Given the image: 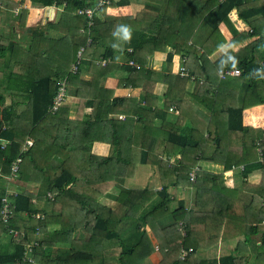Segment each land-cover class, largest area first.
<instances>
[{
    "label": "trees",
    "instance_id": "1",
    "mask_svg": "<svg viewBox=\"0 0 264 264\" xmlns=\"http://www.w3.org/2000/svg\"><path fill=\"white\" fill-rule=\"evenodd\" d=\"M31 1L42 6L65 4L63 15H68L69 21H47L45 30L63 34L67 42L62 47L67 61L63 64L69 67V61H75L78 71L69 73L62 84L63 76L58 71L42 72L39 67L41 74L38 70L39 75H34L36 67L31 68L24 100L13 102L16 107L0 110V140L6 142L4 146L0 142V173L12 183L14 176L17 184L16 190L8 188L5 192L13 194L12 217L7 223L0 221V238L9 235L13 250L0 254V264H264V130L258 129L251 138L258 156L247 163L241 152L218 149L213 137L192 127L203 108L211 111L205 115L207 122L223 109L230 131L247 134L254 130L243 126L241 118L247 106L264 103V71L255 72L264 70V3L177 0L182 2L181 8L162 12L156 28H130L135 40L123 41L119 47L113 42L120 36L114 35L117 25H113L112 16L101 19L102 14L95 12L90 19L79 13L99 0ZM124 2L116 0L112 5ZM232 8L243 20L254 19V24L252 32H240L226 40L218 28ZM72 16L78 22L72 23ZM163 25H171L170 29L178 32L174 41L160 49L146 45L149 37L160 40L164 36ZM45 30L35 33L36 39L42 38L40 54L49 40ZM208 30L219 37L210 45L201 42ZM255 35L258 37L237 51L228 48L217 59L209 58L226 43L232 47ZM138 40L140 44H134ZM69 44L77 49L66 53ZM165 45H172L166 50L168 66L150 68L148 57ZM44 52V56L49 53L46 49ZM118 54L132 58L139 67L128 61L121 66L109 62L98 69L90 61L100 55L114 59ZM175 55L183 56L184 70L179 69L177 74L171 71ZM117 67L126 69L127 76L116 86L141 88L140 100L98 86L101 77ZM234 68L239 75L228 74ZM85 72L98 76L89 82L83 77ZM212 76H217L220 84L231 81L243 86L228 107L217 109L214 102L218 97L209 90L200 92L201 97L189 94L188 85L205 88L202 84ZM15 79V83L0 82L19 87L20 77ZM163 81L166 92L155 94V85ZM4 100L0 93V105ZM187 105L196 113L190 116V122ZM118 114L123 118L118 119ZM96 142L106 143L104 155L92 150ZM27 158L32 159L26 162ZM198 163L201 168L191 181L189 173ZM204 164L238 171L239 182L229 188L223 173L204 168ZM13 166H18L15 172ZM254 170L263 173L260 183L251 190L243 179ZM142 177L144 184L135 183ZM184 190H188L189 202L178 196ZM188 214L190 222L183 237L178 227ZM151 235L159 246L154 245ZM34 242V262L22 261L25 247ZM181 245L192 248L184 259H180ZM219 248V253L213 252ZM196 251L203 252L201 258L194 257Z\"/></svg>",
    "mask_w": 264,
    "mask_h": 264
},
{
    "label": "crops",
    "instance_id": "2",
    "mask_svg": "<svg viewBox=\"0 0 264 264\" xmlns=\"http://www.w3.org/2000/svg\"><path fill=\"white\" fill-rule=\"evenodd\" d=\"M7 1V0H5ZM14 2H16L15 6H8V2H6L5 5L0 4V38L3 37V35L5 34V29L9 26V25H16L18 27H20L21 29H18L17 27H13L14 31L17 33V37L20 40L18 41H14L15 45H12V42H9L8 45L1 43L0 42V47L1 52H3L2 54H0V56L3 57L4 59V65H3V73L0 75V79L5 80L6 82H16L17 79L15 78H19L20 77V83L17 82L19 84V87H12L10 85H7L6 83H2L0 82V93H3V96L5 97V101L8 102L10 105H12L13 107L18 106L17 104L14 105V103L16 102H20L22 100H24V94L25 90L27 88V82H28V68L26 70H18L14 69V57H17L18 55H20V66L22 65H26V64H30L32 66V68L36 67V73L34 75H39L38 73V68L41 67L40 65H38V61L41 60L44 57V49H46L47 51L49 50H53L55 52V55H59L60 54V49H62L63 46L67 45V42H57L56 43V39H59V37L62 39L63 38V34L61 32L58 31H54V30H45L46 26V22L47 21H51L53 22V24H56L55 18L60 15V12L64 11V5L65 4H61L60 6H42L41 4L38 3H32L31 0H27L30 3V6H24V2L23 0H13ZM108 1V2H107ZM116 0H106V7L104 10H101L103 7V5L101 6H96V2L94 5H90L87 7H84L82 9H94L95 8V12L96 14L100 13L101 15V19L106 18V20L111 19L112 16V20H113V25L114 26H119V25H127L130 28H136V27H144V28H156L157 24H159V16L160 14L163 13H169L171 10H173L174 8H176L178 10V8L180 7L179 4H182L181 1H177V0H167V2H164L165 0H155V2H153L152 0H146L147 3H145V1H140V0H125V2L123 3V5H112V2H114ZM200 1H204V0H200ZM4 3V2H3ZM164 3V4H163ZM167 5H166V4ZM254 5H260L262 3H264V0H253L252 2ZM183 7V6H182ZM181 8V7H180ZM41 9H48L52 11V16L51 19L52 20H46V21H41V16L39 15V13H42ZM23 10H27V14H26V23L24 26H20L18 23V18L19 15L21 13V11ZM31 12H36L38 17L40 16V18L32 19L30 17ZM58 12V13H57ZM57 13V14H55ZM15 16L17 19L16 20H11V17ZM61 16V15H60ZM130 18L132 20H130ZM8 20H11V22H6ZM226 21H229L227 23H223V21L219 24V31L220 33L224 36V38H226V40H229L231 37H234L238 32H242L245 30H248L249 32H252V26L254 24L253 20L251 19L250 22L243 20L242 18L239 17L238 15V11L236 8H232L228 15L227 18L225 19ZM163 29V34L164 36L159 40H154L149 37V41L147 40L146 45H151L153 47H155V45H157L159 47V49L161 48V46L165 43H172L177 35V31H173L171 30V25L167 26H161ZM32 28V30H31ZM132 28V29H133ZM43 29L45 30V32L47 33L49 40L46 43V48H43V53L40 54L39 53V46H41V42H42V38H35V33H39L42 32ZM34 32V33H31ZM132 38L131 40H135V34H134V30L132 31ZM213 32L211 31H206L205 35L207 34H212ZM51 34V36H50ZM67 34V33H66ZM215 33H213V36L211 38H206L205 35L202 36L201 42L203 44H207L210 45V43L212 42H217L219 40V37L215 35ZM68 36V35H67ZM141 37H145L146 36H142ZM258 35H255L254 38H247L244 39L242 41H240L241 43H239L238 45L235 46H230L228 43H226L225 45H223L222 47H220L219 49H217L216 51H214L211 55H210V59L211 60H215L218 58V56L220 54H222L225 50H227L228 48H231V50L233 51H237L238 49H240L241 47L245 46L248 42V39H255L257 38ZM121 38V37H119ZM116 39L113 42H115L116 44H118V46L120 47L124 45V42L122 39ZM66 40V39H65ZM190 43V42H188ZM134 44L139 45L140 41L138 40L137 42H135ZM180 44V39L178 41V44ZM70 45V44H69ZM166 49H162V50H154V55L148 57V66L152 69H162L164 67V64H166L168 66L167 63V52L166 50L170 49V46L172 45H165ZM5 47V48H3ZM35 48V49H32ZM32 51H30V50ZM6 50V51H5ZM63 50V49H62ZM131 49L128 48L127 52H131ZM66 53H68V50H64ZM118 51H120V49H118ZM122 51V50H121ZM123 52V51H122ZM36 59H35V57ZM77 56V55H76ZM140 58H142L141 55H138ZM183 57V56H182ZM182 57L180 59V57H175L172 58V60H174V67L176 66L177 63L182 62ZM45 59V57H44ZM129 58H126L120 54L117 55V57H115L114 59L110 58V57H106L104 55H100L97 58L96 57H91L90 61L96 65V67L98 69H102L103 67L106 66V64L108 65L109 62H120V66L122 63H124L126 60H128ZM132 60V58H130ZM69 60V59H68ZM35 61H37V65H35ZM104 61V62H103ZM69 73H76L78 71V67H77V62H73V61H69ZM26 63V64H24ZM65 64H67V61H64ZM114 63V64H117ZM73 64V65H72ZM138 64V63H137ZM118 69L115 68L113 71L109 72V73H105V75H103L100 79V81H98V86L99 87H108L109 90H112L115 92V94L117 95H124L127 94L128 96L131 97H136L137 99L140 100V96H141V88H133V86H131L132 84H128V86L125 87H118L117 82L120 79H123L127 76V73L125 72L126 69ZM94 70V68H93ZM97 71V70H96ZM41 74V73H40ZM98 74H94L91 75V73H84L83 77L85 79H90L89 82L92 81V79H94L95 77H97ZM112 78L116 81V85L113 87H110V85H107V80L105 82L106 78ZM105 78V79H104ZM37 79H39V77L37 76ZM60 82L62 84H64V82H66V78H61ZM205 88L202 87H197V86H192V85H188V92L189 94H193V96H200L199 93L200 92H205L207 90L211 91V94L213 95H217L218 97V102H214L215 107L218 109L220 107H228L231 102L235 99L236 95L238 92H242L243 91V86L237 85L236 83H232L231 81H226V82H222L220 84V81L218 79L217 76H212L211 80H207L206 83L202 84ZM166 88H167V84L163 81L162 83H157L153 89V92L155 94L158 95H163L166 92ZM70 89H76L75 87H70ZM61 92H63L64 88L61 87ZM121 92H120V91ZM192 97V96H191ZM201 97V96H200ZM189 99V98H188ZM193 100V98H192ZM4 102L3 105H0V110L3 108H7L6 103ZM190 101V100H189ZM14 102V103H13ZM75 102V101H74ZM21 103V102H20ZM192 102H190L191 104ZM205 108H207V106L204 105ZM245 109V108H244ZM243 109V110H244ZM186 114L188 116L187 121L190 122V116H194L196 113L193 112L191 109H189V105H187L186 107ZM200 110L203 113L198 114V116L196 117L197 120L193 121L192 123V127L197 129L199 133H204V135L209 136V137H213V140L215 142V146L218 145V149H221L225 152H228L227 150L232 149L235 152H237V154H239L240 152L244 155L243 157L248 160L247 163L251 162L253 160V158H255L256 156H258V152L256 153L254 151V144L252 143V137L253 135H255L257 133L258 129H263L264 130V105L263 106H257L254 107L253 109H247L244 111V113L242 112V125L246 126V127H252L254 128V130H252L250 133L247 132V134H245L242 131H230L229 130V126H227V117L225 115V113L223 112V109H219L214 116L212 118L211 122H207L205 115H209L211 114L208 109L205 110L203 108H200ZM1 112L0 111V116H1ZM122 114V112L120 113ZM120 114L117 115L118 119H122V117L120 118ZM244 114V116H243ZM123 116V115H122ZM25 119L27 117H24ZM244 118V120H243ZM202 128V129H201ZM252 134V136H250ZM248 138V140H245V138ZM1 142V146H4L6 144L5 140H0ZM240 148L242 150H240ZM92 150L96 153L100 152L101 154L98 155H104L107 151V145L106 143H102V142H96L93 144V148ZM241 154V155H242ZM240 155V154H239ZM240 158V156H238ZM178 158V156H177ZM173 160V158L171 159ZM198 168H201V163H198ZM208 167V169L217 172V173H223L224 176V183L226 186H228L229 188L233 187L235 185L236 182H239L237 179L238 176V171H235L233 169L230 170H222L223 166L222 165H208L204 164V168ZM242 169V168H241ZM240 170V168L238 169ZM235 171V173H234ZM262 171L261 170H254L252 171L247 178L243 179V181H246L249 185H251L252 187L250 188L251 190H253V188H255V185H258L262 179ZM7 177V176H6ZM6 177H4L1 173H0V203H1V198L4 196L6 189L8 188H13V183L12 181L9 182ZM17 184L15 183V186L13 189L16 190ZM158 188V187H157ZM4 192V193H3ZM249 194V193H248ZM2 195V196H1ZM264 198V197H262ZM193 203H191L190 205H192ZM264 210V209H263ZM261 213L264 214L263 211H261ZM25 214V213H23ZM190 214L187 215V217H185L184 219V226L189 222H190ZM183 223V221H182ZM17 232H13V234L16 235ZM152 236V235H151ZM256 239H258V235L255 236ZM152 241L154 243L155 246L158 245V242L156 241V239L152 236ZM159 246V245H158ZM226 248H224L223 251H225ZM13 248H12V241H11V237L9 235L3 236L0 238V254L3 253H10L12 252ZM221 250V248L217 249L216 251H213L215 253H219V251ZM201 254H203V252H200ZM26 256V252L25 255H23V257ZM22 257V261L24 262H28V263H32L34 262V257H33V261L30 262L28 260H24ZM152 259H156V255L153 254ZM256 264H263V262L258 261L256 262Z\"/></svg>",
    "mask_w": 264,
    "mask_h": 264
},
{
    "label": "rangeland",
    "instance_id": "3",
    "mask_svg": "<svg viewBox=\"0 0 264 264\" xmlns=\"http://www.w3.org/2000/svg\"><path fill=\"white\" fill-rule=\"evenodd\" d=\"M23 1H26V2H24V6L26 5V6H30V3L27 1V0H23ZM3 2H8V6L9 7H11V6H15L16 5V3L13 1V0H7V1H5V0H0V4H3ZM42 10V13H39V15L41 16V21H46V20H52L51 19V16H52V11L51 10H48V9H41ZM23 13V11H21V13H20V15H19V18L17 19L15 16H12L11 17V20H18V23H19V25L20 26H24L25 25V23H26V19H27V17H26V15L24 16V13ZM58 13V12H57ZM57 13H55V14H57ZM71 13H72V11H71ZM26 14H27V11H26ZM68 14H70V13H68ZM60 15H63V12H60ZM60 15H58L56 18H55V21H58V22H60V23H66L67 21H69V16L68 15H63V16H60ZM40 16L38 17V15H37V13L36 12H31V14H30V17L32 18V19H37V18H40ZM71 19L72 20H70L72 23H76V22H78V19H77V17H74V16H72L71 17ZM11 20H8L7 19V21L6 22H11ZM252 20H254V19H252ZM227 22H229V21H226V20H224L223 21V23H227ZM12 26H14V27H17L18 29H21L20 27H18V26H16V25H9L6 29H5V34L3 35V37L2 38H0V42L1 43H4V44H6V45H8V43L9 42H13V41H20L19 39H18V37H17V33L14 31V29H13V27ZM83 29H81L80 28V31H82ZM245 31H248V30H245ZM242 32H244V31H242ZM263 32V31H262ZM47 33H48V31H47ZM238 33H240V32H238ZM264 33V32H263ZM50 36H51V34H50ZM251 38H254V36H251ZM57 41L56 42H65L66 40L65 39H61L60 37H59V39H56ZM253 39H248L247 40V42L249 43L250 41H252ZM87 41H88V43L91 41V38L89 39H87ZM86 41V42H87ZM247 43V44H248ZM85 44H87V43H85ZM81 47H83V45L82 46H80V48ZM68 48H69V50H70V52H73V51H75L77 48L74 46V47H72V45H68ZM30 50V49H29ZM79 50L80 49H78L77 50V52H76V55H77V53L79 52ZM30 51H32V50H30ZM180 57L179 55H175L174 56V59H175V57ZM35 57V56H34ZM44 57H45V59H44ZM41 60H39L38 61V65H40L41 66V69H42V72L44 71V72H47V73H51V71H58L59 72V74L61 75V76H63L62 78L64 79V78H66L67 76H68V74H69V67H67L66 65H64L63 63H64V59H65V53L63 52V50H62V52L59 54V55H55V52L53 51V50H49V53L47 54V56H44ZM35 59H36V57H35ZM180 59H181V57H180ZM15 61V62H14ZM13 62H14V65H16V67H18V69H20L21 71L23 70H26L27 68H28V76H30V74H29V70H32L31 68V65L29 64H26V63H24V64H26V65H22V66H20V55H18L17 57H14V60H13ZM19 62V63H18ZM35 63V65H37V61H35L34 62ZM125 63H127V61H125ZM131 63V62H130ZM3 65H4V59H3V57H0V75L3 73ZM37 65V66H38ZM73 65V64H72ZM118 66H120V62L117 64ZM136 66H139L138 64H136ZM181 66H183V64H182V62H180V63H177L176 64V66L174 67V60H173V63H172V69H171V71H172V73H174V74H177L178 72H180L179 71V69H180V67ZM33 72V71H32ZM39 73H41V70H39ZM105 79V78H104ZM106 80H107V82H106ZM105 82L107 83V85H110V87H113V86H115L116 85V81L114 80V79H112V78H106L105 79ZM120 82V80L118 81V83ZM118 85V84H117ZM120 91V90H119ZM121 92V91H120ZM5 101V100H4ZM5 103H6V105H10L8 102H6L5 101ZM264 105V103H261V102H258V103H256V104H254V105H250V106H247L244 110H242V112L244 113V111L245 110H247V109H253L254 107H257V106H263ZM243 116H244V114H243ZM122 116H120V118H121ZM123 118V117H122ZM243 120H244V118H243ZM111 126V125H110ZM119 131L118 130H116V133H118ZM96 153H98V154H101L100 152H97L96 151ZM31 159L32 158H27L26 159V162H27V160H30L31 161ZM144 182H145V177H142L141 178V180H137L136 179V181H135V183H141V184H144ZM14 186H15V182H14V176H13V188H14ZM12 188V189H13ZM11 189V188H10ZM178 196L180 197V196H182V197H180V198H183L186 202H189V196H188V190H184V191H179L178 192ZM111 204H113L112 202H110ZM172 206H175V204L174 203H172ZM256 238V237H255ZM194 257L196 258V257H202V255L200 254V251H196L195 253H194Z\"/></svg>",
    "mask_w": 264,
    "mask_h": 264
},
{
    "label": "built area",
    "instance_id": "4",
    "mask_svg": "<svg viewBox=\"0 0 264 264\" xmlns=\"http://www.w3.org/2000/svg\"><path fill=\"white\" fill-rule=\"evenodd\" d=\"M108 2V1H107ZM106 3V0H99L98 4L96 6H101L103 4ZM79 13H84L86 14L90 19H92L94 13H95V8L94 9H82L79 11ZM88 25L91 24V22H87ZM79 52L77 53V56L80 55V52L82 50V48H79ZM129 61V62H128ZM127 62L130 64V65H134L136 66V64L134 63L133 60L129 59ZM104 62V61H103ZM131 62V63H130ZM139 65V64H138ZM136 67H139V66H136ZM184 70L183 66L180 67V71L182 72ZM184 73V72H183ZM239 70L234 68L232 70H230L228 72V74H232V75H239ZM219 74H220V77L223 78V71L222 70H219ZM59 102V100H58ZM18 166H13L12 167V171L15 172L17 170ZM198 166H195L192 171L189 173V179L191 181H194L195 180V177H196V172L198 170ZM11 194V191H7V193L1 198V208H0V221L3 222V223H7L10 221L11 217H12V207H11V202H10V199L12 197ZM184 223H182V221H180L179 223V231L180 233L183 235V237H185L186 233H185V226L183 225ZM182 243V241H180V244ZM33 246H36V242H34L33 244H28L26 247H25V252H26V256L23 257L24 260H28L30 262L33 261V256H32V251H33ZM157 247V246H156ZM192 248H186L184 246L181 245V249H180V259H184L190 252H191ZM25 252H24V255H25Z\"/></svg>",
    "mask_w": 264,
    "mask_h": 264
},
{
    "label": "clouds",
    "instance_id": "5",
    "mask_svg": "<svg viewBox=\"0 0 264 264\" xmlns=\"http://www.w3.org/2000/svg\"><path fill=\"white\" fill-rule=\"evenodd\" d=\"M114 35H119L122 38L123 41L130 42L131 36H132V32H131V29H130L129 26H127V25H119V26H117V29H116ZM261 71H264V70H261V69L255 70L256 73H260Z\"/></svg>",
    "mask_w": 264,
    "mask_h": 264
}]
</instances>
